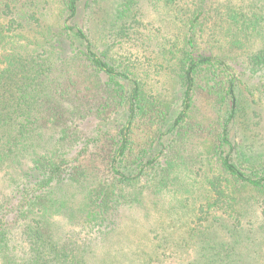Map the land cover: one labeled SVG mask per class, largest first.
<instances>
[{"label":"trees","instance_id":"16d2710c","mask_svg":"<svg viewBox=\"0 0 264 264\" xmlns=\"http://www.w3.org/2000/svg\"><path fill=\"white\" fill-rule=\"evenodd\" d=\"M159 1L179 37L146 39L142 0H0V264H90L58 220L106 235L178 195L198 213L180 264L263 258L264 0ZM133 41L166 95L114 54ZM94 121L106 129L87 136Z\"/></svg>","mask_w":264,"mask_h":264},{"label":"rangeland","instance_id":"374dc122","mask_svg":"<svg viewBox=\"0 0 264 264\" xmlns=\"http://www.w3.org/2000/svg\"><path fill=\"white\" fill-rule=\"evenodd\" d=\"M142 1L143 21L145 22L142 31L147 35L146 39L150 37L164 41L167 35L173 36V38L181 35L182 31L179 30V25L175 22L176 9H165L159 0ZM213 1L217 3L213 7L218 8L241 0ZM249 1L246 0V3L248 4ZM187 5H189L188 0ZM88 12L90 14V11ZM89 14L87 12L82 14L83 23H86ZM96 29L101 31L99 27ZM136 44L134 41L122 45L120 43L115 44L114 54L124 55V57L129 58L131 63L139 61L144 68H148L150 87L156 92L160 91L162 94H167L166 89H171V86H174V81L167 75L166 71L160 70L158 64L146 62V57L152 58V54L142 47V41L137 44L139 47H136ZM249 81L251 89L259 93L261 86L257 83L258 81L252 78ZM167 97L170 98L169 95ZM114 125L109 124L108 128H114ZM81 129L87 136L95 137L99 130L106 129V127L94 121L83 123ZM238 131L234 129L235 136L242 134V131L239 133ZM259 133L264 135V128L259 129ZM259 143L264 144V137L259 138ZM194 197H196L195 194ZM184 199L185 197L179 195L174 200L170 196H166L159 200L148 201L145 208L124 210L118 225L110 227L105 232L106 235H98L97 232L90 233L87 229L71 228L65 225L64 221H58L63 226L62 232L67 233L71 240L77 242L75 246L90 249L87 252L92 256L90 264H180L188 261L192 256V249L186 246L185 241L189 238L187 234L189 227L195 226L197 224L195 222H198L195 218L198 217L197 209L193 210L194 206L191 209L188 203L183 202ZM189 204L193 205V202ZM260 213L259 211V215H261ZM262 217L261 219L260 217L252 218L255 220L256 227H259L260 223L264 221ZM203 220H205V216ZM253 237L256 241H264V234L257 232V235ZM260 252V255L264 254V247ZM262 257L258 264H264V255Z\"/></svg>","mask_w":264,"mask_h":264}]
</instances>
